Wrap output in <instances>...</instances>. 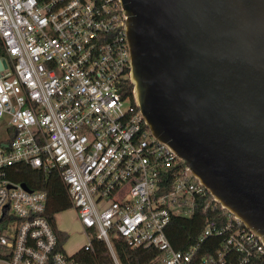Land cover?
Instances as JSON below:
<instances>
[{
	"label": "built area",
	"instance_id": "obj_1",
	"mask_svg": "<svg viewBox=\"0 0 264 264\" xmlns=\"http://www.w3.org/2000/svg\"><path fill=\"white\" fill-rule=\"evenodd\" d=\"M121 0H0V264H83L60 248L48 193L13 167L57 172L87 237L120 264L116 237L159 251L157 264H264V242L150 130L131 83ZM132 84V83H131ZM217 210L176 250L175 217Z\"/></svg>",
	"mask_w": 264,
	"mask_h": 264
},
{
	"label": "water",
	"instance_id": "obj_2",
	"mask_svg": "<svg viewBox=\"0 0 264 264\" xmlns=\"http://www.w3.org/2000/svg\"><path fill=\"white\" fill-rule=\"evenodd\" d=\"M121 3L147 125L264 242V0Z\"/></svg>",
	"mask_w": 264,
	"mask_h": 264
},
{
	"label": "trees",
	"instance_id": "obj_3",
	"mask_svg": "<svg viewBox=\"0 0 264 264\" xmlns=\"http://www.w3.org/2000/svg\"><path fill=\"white\" fill-rule=\"evenodd\" d=\"M3 57H5V49L0 44V58ZM127 90L132 94L133 85L131 83H128ZM9 178L15 182L24 183L32 189L48 193L49 201L46 215L58 236L60 248H63L69 236L66 232L59 230L55 217L59 213L71 209V204L59 174L57 172L45 173L27 166H21L11 168ZM218 209L205 211L199 207L192 218L175 217L167 229V235L174 249L185 250L194 244L207 222L216 216ZM114 241V249L120 264H157L159 251L156 249L133 248L119 237H116ZM93 247V251L81 249L73 256L74 259L83 264H115L104 242L94 240Z\"/></svg>",
	"mask_w": 264,
	"mask_h": 264
},
{
	"label": "rangeland",
	"instance_id": "obj_4",
	"mask_svg": "<svg viewBox=\"0 0 264 264\" xmlns=\"http://www.w3.org/2000/svg\"><path fill=\"white\" fill-rule=\"evenodd\" d=\"M3 137V130L0 129V139ZM55 218L59 230L66 232L69 236L64 245V252L69 257H72L88 244L87 237L83 233L77 212L75 209L71 208L59 213Z\"/></svg>",
	"mask_w": 264,
	"mask_h": 264
}]
</instances>
